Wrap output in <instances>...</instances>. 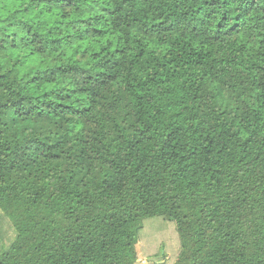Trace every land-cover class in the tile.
<instances>
[{"label":"trees","instance_id":"obj_1","mask_svg":"<svg viewBox=\"0 0 264 264\" xmlns=\"http://www.w3.org/2000/svg\"><path fill=\"white\" fill-rule=\"evenodd\" d=\"M0 212V264H264V0H0Z\"/></svg>","mask_w":264,"mask_h":264},{"label":"rangeland","instance_id":"obj_2","mask_svg":"<svg viewBox=\"0 0 264 264\" xmlns=\"http://www.w3.org/2000/svg\"><path fill=\"white\" fill-rule=\"evenodd\" d=\"M159 218V217H158ZM158 218H149L145 220L144 228L141 232V239L145 237V233L147 236L145 239L137 245L139 260L137 264H170L168 261H171L178 254V242L179 236L176 233V228L173 222L171 221H161V225L165 228L166 232H163L162 229H158L156 225ZM0 230L2 235L4 236V240L6 243H9L14 237V230L10 225V222L7 218H5L0 212ZM153 233V234H150ZM156 235H160L161 237L157 238ZM178 239V242H177ZM168 243V247H166L165 255H157L156 251L159 247L166 245ZM180 245V242H179Z\"/></svg>","mask_w":264,"mask_h":264}]
</instances>
